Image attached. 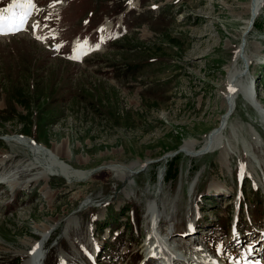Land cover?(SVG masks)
<instances>
[{
	"label": "rangeland",
	"instance_id": "obj_1",
	"mask_svg": "<svg viewBox=\"0 0 264 264\" xmlns=\"http://www.w3.org/2000/svg\"><path fill=\"white\" fill-rule=\"evenodd\" d=\"M249 2L68 0L60 22L56 0L34 1L47 5L30 24L42 20L39 30L63 34L59 47H46L34 28L0 38V176L18 180L0 185V264H22L26 253L18 250L31 249L22 241L38 240L43 227L51 229L44 264H62L63 251L71 264H143L155 200L166 206L160 230L176 225L171 242L182 254L208 247L229 264L245 257L264 264V123L255 106L238 97L230 122L243 128L226 164L220 150L181 151L189 139L199 148L221 122ZM106 19L114 28L104 35L98 26ZM255 23L249 56L254 42L261 47L249 74L264 103V10ZM76 36L93 50L74 51ZM9 134L60 146L62 159L93 176L31 180L38 174L28 165L32 155L8 143ZM110 163L137 172L121 179L101 169Z\"/></svg>",
	"mask_w": 264,
	"mask_h": 264
},
{
	"label": "bare ground",
	"instance_id": "obj_2",
	"mask_svg": "<svg viewBox=\"0 0 264 264\" xmlns=\"http://www.w3.org/2000/svg\"><path fill=\"white\" fill-rule=\"evenodd\" d=\"M246 9L249 13V17L246 21V25L244 29L242 30L241 38L243 39V41L240 40L239 50L227 68L228 91L225 97L226 109H225L223 116H221V122L215 129H213L206 136L204 142L199 148L195 147L197 141L193 139H189L185 141V143L183 144L181 148V151L182 150L190 151V154L192 155H203L208 152L220 150L221 151L220 160L221 162L225 164L229 158L230 149L232 145L234 146V141L232 137L238 139V136L240 135L239 131L243 128L242 124H239V123L234 124L230 122V118L232 117V115L235 113L237 109V99L240 95L244 97L245 101L255 106L254 108L260 114L261 120L264 123V110H263L264 103L262 101V98H263L262 91L258 92L255 98L254 90L252 87L253 80H252V76L249 74L251 70L250 69L251 67L250 57H253V55H255L260 50L261 46L258 43L254 42L253 43L254 47H252L254 48V51L252 52L250 56L247 51V46H248L247 37H248V34L250 33L249 25H250L252 18L254 19V23H255L258 16L263 12L264 0H250V2L247 3L246 5ZM105 26L106 28H109L110 24L107 23ZM251 130H253L251 132L252 134H254L253 136L257 138L256 140L258 141L261 138V136H257L258 134L252 126H251ZM227 132H229L230 136L227 135L228 134ZM5 138H7V142L10 143L11 145L22 146V147L27 148L30 154L32 155V158L29 160L30 162L28 163V165L31 166L32 169H37L38 174L31 180H34V181H39L41 179L49 180L52 175H56V174H60L64 176L68 181L86 180V179H89L91 176H93L92 170H84V169L76 168L72 164H70L68 161L62 159L60 156V152H59L60 146L58 145H55L52 148L43 143H39L38 141L34 140L31 137H27L24 135H18V134H13V135L9 134L7 135V137L5 136ZM242 142L247 144V138L244 137ZM66 151L68 155H70V149L67 148ZM173 153L168 154V156L169 155L173 156L174 155ZM9 157L10 155H7L5 158H3L2 163L6 162V160L9 159ZM101 169H104V170L109 169L111 171L113 170L116 172V174L121 179L129 178L131 174L133 175L137 172L134 164H123V163H110L107 165H103ZM163 180L164 178L161 179V182H163ZM1 181L5 183L9 182L10 185H12L13 187H15L18 184V180H15V179H12L10 181H7V180L6 181L1 180ZM221 188H224V187L220 186L219 189ZM165 212H166L165 204L162 205L161 203L158 202V200H155L154 203H151L149 205L148 213H149V217H151L150 221L152 222V227L150 228V232H149L150 235H148L149 238L147 239L146 244H145V247H147L146 250H149L150 247H152V249L156 253L159 251L164 252L165 254L170 253V257L171 259H173V261L174 259H178V261L181 262L182 264H186V263L205 264V262L206 263L208 262V264H212L216 262L214 257L207 258V255H204V253H206V250L204 248L203 249L194 248L195 250L191 249L190 251H187L185 254H182V252H179L180 250L176 248L175 245H172L171 243L170 244L165 243V240H167L166 237L170 236L171 238H173L176 236L174 232V226H176L175 224H173L171 233L170 234L167 233L168 236L163 237L162 238L163 240L157 233V230H159L158 229L159 224L161 220L163 219ZM39 230L41 232L40 233L41 237L38 240L25 239L24 241H22L24 246H30L31 248L30 250H26V249L18 250V253H21V252L23 254L26 253L25 261L22 264H44L45 263V260H46L45 244L49 240L51 229L43 227V228H40ZM67 233L68 232L66 228V234ZM90 242H92L91 239H90ZM193 243L194 241H189L188 248H192V246L194 245ZM62 249H65V248H62ZM68 253L69 252L67 251L66 252L63 251L61 253V257L63 260L62 264H71L70 260L67 257ZM220 256L221 257L219 258L222 260L223 258L222 254H220ZM173 264H175V262H173Z\"/></svg>",
	"mask_w": 264,
	"mask_h": 264
},
{
	"label": "snow or ice",
	"instance_id": "obj_3",
	"mask_svg": "<svg viewBox=\"0 0 264 264\" xmlns=\"http://www.w3.org/2000/svg\"><path fill=\"white\" fill-rule=\"evenodd\" d=\"M34 8V0H12L9 7L0 9V35L15 34L22 30ZM16 9L20 11L17 12ZM85 47H87L86 43L77 45L78 51Z\"/></svg>",
	"mask_w": 264,
	"mask_h": 264
},
{
	"label": "water",
	"instance_id": "obj_4",
	"mask_svg": "<svg viewBox=\"0 0 264 264\" xmlns=\"http://www.w3.org/2000/svg\"><path fill=\"white\" fill-rule=\"evenodd\" d=\"M253 23H254V19L252 18V20H251V22H250V25H249V29H251ZM252 87H253L254 95H255L254 83H253V86H252ZM263 110H264V109H263ZM175 152H177V151H175ZM175 152H174V153H175ZM148 162H149V161H146V162H145V165H146ZM145 165H144V166H145Z\"/></svg>",
	"mask_w": 264,
	"mask_h": 264
},
{
	"label": "trees",
	"instance_id": "obj_5",
	"mask_svg": "<svg viewBox=\"0 0 264 264\" xmlns=\"http://www.w3.org/2000/svg\"><path fill=\"white\" fill-rule=\"evenodd\" d=\"M256 23H257V22H256ZM256 23H255V25H256ZM168 175H170V176H171V173H170V172H168L167 176H168Z\"/></svg>",
	"mask_w": 264,
	"mask_h": 264
}]
</instances>
